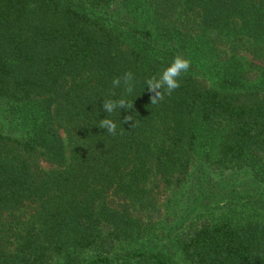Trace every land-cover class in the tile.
Masks as SVG:
<instances>
[{"label": "trees", "instance_id": "obj_1", "mask_svg": "<svg viewBox=\"0 0 264 264\" xmlns=\"http://www.w3.org/2000/svg\"><path fill=\"white\" fill-rule=\"evenodd\" d=\"M239 50L264 60V0H0V264H176L146 185L195 177L214 206L165 227L168 249L264 264V68ZM177 55L188 72L151 105ZM126 71L131 94L111 85Z\"/></svg>", "mask_w": 264, "mask_h": 264}, {"label": "rangeland", "instance_id": "obj_2", "mask_svg": "<svg viewBox=\"0 0 264 264\" xmlns=\"http://www.w3.org/2000/svg\"><path fill=\"white\" fill-rule=\"evenodd\" d=\"M238 54L242 56L247 62H252L255 65H260L264 68V60L256 59L246 51L239 50ZM40 166L45 170L51 168V166L46 162H41ZM194 180L196 181L197 177L189 180L187 179L182 185H172L171 187H166L160 184L159 187H157V184L155 185L154 181H151L146 185L148 188L152 187V189H149V192L154 198V204L150 206V212H147L145 215H143L146 221L148 220V223L144 224H146V226H150V233L153 232L152 236L156 240L161 239L159 241L160 246H162L165 254L171 257L172 260L176 262V264L185 263L182 262L181 257L177 251L168 249L169 240L161 235L162 230L165 227L166 229H170L171 227H173L182 219V216L187 213L191 214L193 212L199 211L202 208H205L207 204L210 208L214 206L213 203H210V201H208L210 200V198H204L202 202H200V204L196 203V200L194 199L195 196L197 195L199 198H201L202 195L199 194L197 186H195L194 193L190 192L189 185L190 182ZM218 180L221 181V179ZM218 184L220 185V183ZM218 190L220 191L221 189L218 188ZM127 241L128 239L125 238L119 241V244L126 246Z\"/></svg>", "mask_w": 264, "mask_h": 264}, {"label": "clouds", "instance_id": "obj_3", "mask_svg": "<svg viewBox=\"0 0 264 264\" xmlns=\"http://www.w3.org/2000/svg\"><path fill=\"white\" fill-rule=\"evenodd\" d=\"M191 62L182 56H175L171 63L158 75H153L145 80V85L150 95V104L157 105L164 99V95H171L180 87V77L187 73ZM113 88H123L126 94H131L135 88V78L131 71H126L121 76L114 77L111 81ZM133 108V100L129 101L124 97L119 99H104L102 109L105 113L111 114L119 109L129 110ZM133 121L132 115H126L123 122ZM134 124V123H133ZM132 124V125H133ZM131 125V126H132ZM99 128L106 129L110 135L117 134L116 123L108 118L99 120Z\"/></svg>", "mask_w": 264, "mask_h": 264}]
</instances>
